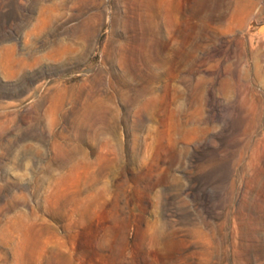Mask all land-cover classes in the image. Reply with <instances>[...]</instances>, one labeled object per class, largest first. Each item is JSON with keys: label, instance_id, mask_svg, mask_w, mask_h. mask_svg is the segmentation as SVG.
Listing matches in <instances>:
<instances>
[{"label": "rangeland", "instance_id": "rangeland-1", "mask_svg": "<svg viewBox=\"0 0 264 264\" xmlns=\"http://www.w3.org/2000/svg\"><path fill=\"white\" fill-rule=\"evenodd\" d=\"M264 0H0V264H264Z\"/></svg>", "mask_w": 264, "mask_h": 264}, {"label": "water", "instance_id": "water-1", "mask_svg": "<svg viewBox=\"0 0 264 264\" xmlns=\"http://www.w3.org/2000/svg\"><path fill=\"white\" fill-rule=\"evenodd\" d=\"M255 33L256 35L258 36H262L263 39H264V23L260 24V25H257L255 27Z\"/></svg>", "mask_w": 264, "mask_h": 264}]
</instances>
